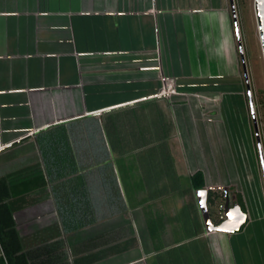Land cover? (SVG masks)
<instances>
[{
  "label": "crops",
  "instance_id": "obj_1",
  "mask_svg": "<svg viewBox=\"0 0 264 264\" xmlns=\"http://www.w3.org/2000/svg\"><path fill=\"white\" fill-rule=\"evenodd\" d=\"M232 28L229 0H0V179L23 180L38 170L47 183L13 214L19 237L57 226L65 240L87 224L71 229L74 220L117 215L127 195L137 203L131 232L141 237L131 236L129 257L111 264H146L188 242L169 238L179 232L184 208L189 233L203 223L190 184L196 172L203 190L227 188L229 202L241 195L249 222L243 174L228 147L215 156V124L202 108L209 100L195 97L214 96L208 90L216 81L241 85L230 74L238 50ZM162 76L174 80L179 95H158ZM186 199L194 201L188 206ZM220 234L202 230L194 239L211 264H218L214 237L219 255L226 243L231 258L232 234ZM97 239L73 242V256H86L88 247L97 255L107 244ZM113 257L95 256L91 264Z\"/></svg>",
  "mask_w": 264,
  "mask_h": 264
},
{
  "label": "rangeland",
  "instance_id": "obj_2",
  "mask_svg": "<svg viewBox=\"0 0 264 264\" xmlns=\"http://www.w3.org/2000/svg\"><path fill=\"white\" fill-rule=\"evenodd\" d=\"M233 1L241 38L246 74L253 101L255 126L264 159V61L254 15V0ZM232 29H234V27ZM236 53L237 57L233 65L230 66V74H234L241 85L235 82V80L216 81L215 84L212 82L211 85H214L208 91L214 92V96L195 94V97L200 100H209L207 105L202 104V108L205 120H212L211 122L215 124L212 127V131L214 132L212 141L215 156L219 158L223 145L228 147L231 153V164L234 166V170H236L237 174H243L244 186L241 187L245 191L247 205L250 208L252 216L250 221L247 222L240 231L230 235L228 238L232 263L264 264V176L259 159L254 122L248 102L244 71L237 46ZM202 91L207 90H199V92ZM236 92H240L244 100L237 95ZM210 99H212V101H210ZM206 106L207 110L205 109ZM211 111L215 116H210L212 115ZM218 121H220V123H218ZM222 131H224V136L220 138L219 134L222 133ZM252 159L254 165H252ZM123 173L124 171L119 168V185L121 189H126L127 185ZM224 177H229L228 173H225ZM238 190L241 192L240 187ZM231 191L234 195H236V193L239 194V191L236 192L235 189ZM126 198L127 195L126 197L123 196L124 201L119 202L121 206L116 208L119 210L117 215L105 216L103 219L98 218L97 221L94 218L86 219V226L78 230L79 232L73 233V237L71 236L72 242L76 241L86 244L90 243L92 238L95 240V236H100L101 240L108 245L102 244L104 247L103 250H99L97 255L93 256L105 258L114 255L112 260L103 261L102 264H111L128 258L129 254L127 252L135 242L131 236L134 235L136 238L141 237L140 233L133 234V232H131L132 225L128 222V220H131V211L137 203L127 200ZM190 200L186 199L184 203L190 206L194 201L192 199ZM217 203L218 201L208 203L209 214L213 222H216L218 217ZM110 204L117 206V202L112 201ZM113 210L114 208L109 206L108 211ZM183 215L180 213V217H183L184 220L183 218L181 219L182 226L179 232L171 233L169 236L171 242L185 241L187 238V234L189 233L187 226L189 225H185L187 219H185V215ZM202 230L205 231L204 226H202ZM218 234L219 233H215L212 236H219ZM225 234L222 233L220 236L222 238L223 236H228V234ZM68 237V234H66V238ZM215 238L216 237L212 239V243L218 264H232L228 248L225 246L226 243L223 252H221L222 254L219 255V251L217 250L218 244L216 245ZM125 239L127 240L124 241ZM117 240L118 242L115 243L114 241ZM173 253L175 255L180 253V256L184 258L185 262L187 261L184 263V260L181 258L183 261L181 264H199V261L198 263L196 262L198 258H204L205 256L203 249H201V246L197 245V243L196 245L193 243H183L182 247L177 249V251L175 250ZM68 256L72 257L73 254L67 248V257ZM173 257L174 256H171V254H161L159 257L150 258L146 264H175L176 261Z\"/></svg>",
  "mask_w": 264,
  "mask_h": 264
},
{
  "label": "trees",
  "instance_id": "obj_3",
  "mask_svg": "<svg viewBox=\"0 0 264 264\" xmlns=\"http://www.w3.org/2000/svg\"><path fill=\"white\" fill-rule=\"evenodd\" d=\"M190 184L193 193L203 190L205 185L202 173L196 172L190 178ZM46 186L47 183L44 181L40 171L38 170H35L23 180L0 179V264H91L96 260L95 256H93L94 254L89 253L93 251V248L88 247L83 249L84 252H88L86 256L81 258L72 256L71 262L68 263L67 248L73 253V242L71 241L73 233L71 234L72 237H68L64 240L57 226H52L44 231H41L40 233H36L31 236L19 237L16 231L13 214L18 211L23 203L24 197L28 193L35 190L44 189ZM207 197L208 203H214L215 201H218V217L217 221L213 223L219 224L222 221L219 219V214L222 211L221 206L224 205L225 201L224 191L208 190ZM236 203H238L241 207V210L246 213L241 195L236 196ZM77 205L78 203L71 202L72 214L74 212V214H78L76 212L77 210H74ZM183 211L184 212L182 213H184V215L188 213L187 208H184ZM61 218L63 217L61 216ZM71 218H73V216ZM85 219L88 220L89 217L86 218L85 216L80 223L77 220H74L71 224V229L74 228L78 230L83 225ZM64 222L63 226L66 228L67 223L66 221ZM202 226L203 224L201 221V223L199 222L198 228L195 227L193 231L187 234V238L185 239V241H188L187 244L193 243L196 245L197 241L194 239L202 233ZM150 237L155 242L158 239V234L152 232L150 233ZM96 238L99 239V236L95 237V240ZM92 240H94V238L91 239V242L88 243V245H94L95 240ZM181 247L182 244L177 248H171L165 253L174 256L173 259L176 261H174L175 264L183 263L182 259L184 260V258L180 256V253L177 255L173 253L175 250L177 251V249H180ZM154 250L159 251L157 245ZM207 256V259H205L204 256V258H198L196 262L198 263L199 261V264H211L209 253ZM186 262L184 260V263Z\"/></svg>",
  "mask_w": 264,
  "mask_h": 264
},
{
  "label": "water",
  "instance_id": "obj_4",
  "mask_svg": "<svg viewBox=\"0 0 264 264\" xmlns=\"http://www.w3.org/2000/svg\"><path fill=\"white\" fill-rule=\"evenodd\" d=\"M229 3H230L233 27L235 31L237 44H238L239 55L241 58L242 67L244 71L248 102H249L250 111L252 114V119L254 122V129L256 132V140L258 143L260 164H261V168H262L263 176H264V159L261 153L260 143H259V139L257 136L256 126H255L253 101H252L251 90H250V86H249V82H248V78L246 74L241 38H240L239 28H238V24L236 20L234 1L229 0ZM254 15H255L256 26L258 30V35H259V40H260V45H261V50H262V56H263V61H264V0H254ZM224 197H225L224 206H223L224 219L219 224H214L209 214L207 191L199 190L196 192V198L198 201L199 210H200L203 224H204V227L207 233L222 232L226 234H234L240 231V229L246 224L247 214L241 210L240 205L238 203H234L232 206H230L227 188L224 189ZM241 219L243 221L242 223L240 222Z\"/></svg>",
  "mask_w": 264,
  "mask_h": 264
},
{
  "label": "built area",
  "instance_id": "obj_5",
  "mask_svg": "<svg viewBox=\"0 0 264 264\" xmlns=\"http://www.w3.org/2000/svg\"><path fill=\"white\" fill-rule=\"evenodd\" d=\"M161 81H162V87H161V90L158 94L159 96L169 97V96H173V95H179V93L176 91L175 82L172 78H165L162 76ZM223 206H221L222 211L219 214L220 220L224 219Z\"/></svg>",
  "mask_w": 264,
  "mask_h": 264
},
{
  "label": "flooded vegetation",
  "instance_id": "obj_6",
  "mask_svg": "<svg viewBox=\"0 0 264 264\" xmlns=\"http://www.w3.org/2000/svg\"><path fill=\"white\" fill-rule=\"evenodd\" d=\"M234 203H236V200L233 201V202H230V206H232Z\"/></svg>",
  "mask_w": 264,
  "mask_h": 264
},
{
  "label": "snow or ice",
  "instance_id": "obj_7",
  "mask_svg": "<svg viewBox=\"0 0 264 264\" xmlns=\"http://www.w3.org/2000/svg\"><path fill=\"white\" fill-rule=\"evenodd\" d=\"M240 222H241V223L243 222V221H242V219H241V221H240Z\"/></svg>",
  "mask_w": 264,
  "mask_h": 264
}]
</instances>
